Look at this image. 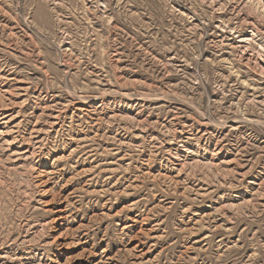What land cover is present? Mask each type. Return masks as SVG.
Segmentation results:
<instances>
[{
    "label": "rangeland",
    "instance_id": "obj_1",
    "mask_svg": "<svg viewBox=\"0 0 264 264\" xmlns=\"http://www.w3.org/2000/svg\"><path fill=\"white\" fill-rule=\"evenodd\" d=\"M0 264H264V0H0Z\"/></svg>",
    "mask_w": 264,
    "mask_h": 264
},
{
    "label": "bare ground",
    "instance_id": "obj_2",
    "mask_svg": "<svg viewBox=\"0 0 264 264\" xmlns=\"http://www.w3.org/2000/svg\"><path fill=\"white\" fill-rule=\"evenodd\" d=\"M237 10V9H236ZM243 21V20H242ZM244 21L246 22V23H249V20L246 18V19H244ZM253 22H251V23H249V24H252ZM237 29V28H236ZM258 33H260L258 30H255V32H254V35L253 36H257L258 35ZM247 42H248V39H245V38H241V40L239 41V43H241V44H243L244 46H245V44H247ZM245 48H247V45H246V47ZM248 50V49H247ZM245 52V51H244ZM246 54V53H245ZM250 58V57H249ZM251 61V60H250ZM248 64V63H247Z\"/></svg>",
    "mask_w": 264,
    "mask_h": 264
}]
</instances>
